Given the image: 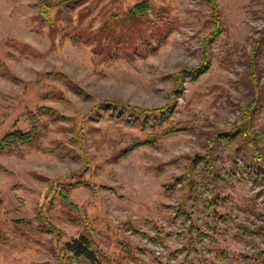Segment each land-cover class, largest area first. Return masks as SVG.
<instances>
[{
  "label": "rangeland",
  "instance_id": "374dc122",
  "mask_svg": "<svg viewBox=\"0 0 264 264\" xmlns=\"http://www.w3.org/2000/svg\"><path fill=\"white\" fill-rule=\"evenodd\" d=\"M32 126L0 151V264H89L80 234L103 264H264V0H0V141Z\"/></svg>",
  "mask_w": 264,
  "mask_h": 264
},
{
  "label": "trees",
  "instance_id": "16d2710c",
  "mask_svg": "<svg viewBox=\"0 0 264 264\" xmlns=\"http://www.w3.org/2000/svg\"><path fill=\"white\" fill-rule=\"evenodd\" d=\"M147 4L146 3H140V4H136L133 9L131 10L130 14H132L133 16H144L148 10ZM213 26H214V31L211 34L210 37V45H212L219 37L220 35L223 34L224 32V28L223 25L221 23V21L218 18H214V20L212 21ZM208 66H206V64H203V66L198 67L195 70V74H192L191 78L193 80L201 77V75H203L204 73H206V71L208 70ZM187 71V70H186ZM184 73H187V72ZM184 73H180L181 75H184ZM184 77H190L189 74H185ZM101 109L102 110H109L111 113L114 114H122L125 113L124 110L121 112V108H119V106H117V104L114 103H109V104H102L101 105ZM124 109V108H123ZM134 111V114H131L128 118L130 121H133L132 118L134 116H144L145 119H148L151 116H157L158 114L161 115H168V113H170L169 107L166 108H162L159 110H144V109H138V108H132ZM44 111H47L49 114H53L55 115V111L52 108H44ZM58 115V114H57ZM56 115V116H57ZM57 119H62V117L59 115L57 116ZM136 121V120H135ZM176 131L179 130H171L169 133H174ZM37 137V128L36 126H32L31 129L23 131V130H13L11 132L6 133L0 141V151H6V150H12L14 148V146H18V145H29L31 144ZM238 138V135H235L233 137L230 138L227 136H222L220 138V141L223 143H227L230 145L231 142H233L235 139ZM263 137H260L257 139L256 141H260V139ZM264 139V138H263ZM140 144L136 143L133 146H131V148L129 149V151H133L135 148H137ZM257 158H261V155H257ZM201 163V162H200ZM252 167H250V170H248V175L253 176V178L255 179V181H259V177H263L262 173H258L256 171V173L254 172L253 169H251ZM195 171H197L196 168H194ZM228 173L226 172L225 175H227ZM261 184L264 185V182H262ZM191 193H190V198L189 199H194L195 197L193 195L197 194L199 191V185L197 182H191ZM264 188V187H263ZM62 199L66 202H69V195L67 193V189L64 188L62 191ZM70 203V202H69ZM185 211V212H184ZM183 213H180L181 216L179 217H188V215H190L189 212L186 213V210L182 211ZM189 213V214H188ZM63 249L65 250L66 253H68V255L71 256V258H73V260H77L80 261V259L87 261L89 264H103L99 255L97 254V252L93 249L92 247V242L89 239V237H87V235L85 234H80L79 236L72 238L71 240L67 241L64 243L63 245Z\"/></svg>",
  "mask_w": 264,
  "mask_h": 264
}]
</instances>
